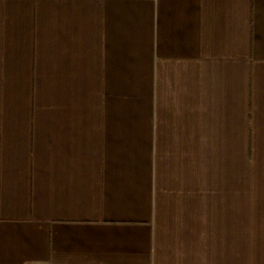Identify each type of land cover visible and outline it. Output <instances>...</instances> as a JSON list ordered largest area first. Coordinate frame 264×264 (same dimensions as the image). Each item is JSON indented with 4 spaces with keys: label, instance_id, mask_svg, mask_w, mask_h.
Here are the masks:
<instances>
[{
    "label": "crops",
    "instance_id": "0c3cea01",
    "mask_svg": "<svg viewBox=\"0 0 264 264\" xmlns=\"http://www.w3.org/2000/svg\"><path fill=\"white\" fill-rule=\"evenodd\" d=\"M264 264V0H0V264Z\"/></svg>",
    "mask_w": 264,
    "mask_h": 264
},
{
    "label": "built area",
    "instance_id": "2783aa9c",
    "mask_svg": "<svg viewBox=\"0 0 264 264\" xmlns=\"http://www.w3.org/2000/svg\"><path fill=\"white\" fill-rule=\"evenodd\" d=\"M37 264H41V263H37Z\"/></svg>",
    "mask_w": 264,
    "mask_h": 264
}]
</instances>
